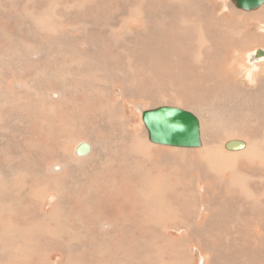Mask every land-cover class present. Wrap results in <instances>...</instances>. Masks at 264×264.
<instances>
[{
	"label": "bare ground",
	"instance_id": "6f19581e",
	"mask_svg": "<svg viewBox=\"0 0 264 264\" xmlns=\"http://www.w3.org/2000/svg\"><path fill=\"white\" fill-rule=\"evenodd\" d=\"M3 1L6 4L10 2V0H3ZM27 1L29 3L28 9L30 12H28V14L30 16H25L23 13L17 16V21L20 27V31H22L25 28L27 29L29 24L35 21L39 27L45 29L47 33L49 34L51 33L50 35L53 36L57 35L59 36L60 40L67 42L69 51H67L66 48H55V44L52 43V46H49L48 54L45 56L41 49L26 46L25 37L23 36L19 38V41L17 42L15 48L12 51L16 57V61L12 63L11 60H13L14 58H11L9 62L11 61L12 65H10L11 63L7 64L5 57L6 55L3 50V46L4 44L9 45L7 34L14 32L15 29L12 26L9 17L7 18V16H5L0 11V73L2 74L8 73L7 78H3L0 75V144L7 141L11 137L14 140L18 141V145L16 148V155L14 154L15 156L13 157L9 156L10 153L7 154L6 152L0 149V162L3 160V164L1 165L7 173V177L6 176L1 177L0 174V264H54L51 255H59V260L57 261L58 262L57 264H85L87 260H85L86 258L84 257V254H87L88 257L92 255V260H93L96 255L95 253L98 254V257L100 256V259L101 261H103V264H134L133 261L134 259L133 255L135 254L134 248H132V250L128 252H125L124 255L122 254V252H120V254L119 255L117 254L115 258L110 257L108 258V260L104 261L103 260L104 252H105L104 245L106 244V240L108 239V236L110 234H114L115 236L118 235V232L116 230L117 227L115 226V221L121 218L125 219V217L126 218L134 217L136 215L135 214L136 210L140 206L143 210L146 211V215H148L146 216V220H147V225L149 227L152 228V225L154 227L161 226L159 229L156 228L158 229L157 232L158 234H155L154 236L163 239L161 233L167 232L168 229H172L174 232H182L186 230L189 233L188 235H183L182 238L176 240L164 239V243L162 241L161 246L155 245L156 251L155 254H153L155 257L162 256L161 254L162 248H166L169 252L173 254L176 253L179 248L180 255L178 257H175V260L178 261L177 264H195L196 262L195 258L191 259L193 253L192 247L194 246L192 243H194L197 250L199 249L202 250L201 253L197 251L203 262L202 264H262L264 260V254H263L264 242L258 235L255 241H253L252 240L253 237H251L250 234L253 228L257 229L258 231H262L264 226V222L260 214L255 210L256 208L257 209L260 208L259 206L260 203L255 198L256 196H258L256 193V187L255 184H253V182L250 181L253 178L252 176L255 175V173L254 175L253 174L250 175L251 172L248 173L252 178L246 182H245L246 180L245 177L249 176L248 174H246V171H245L246 176L243 177V179H241L240 181L235 180L237 173L239 170H241V168L237 169L236 168L237 164L236 165L232 164V166L230 164L225 167L223 163L225 161L222 160L223 162H218L221 161L220 156H218V154H220L221 151L223 153H225L226 151L228 152L227 153L228 155L230 154L229 157L231 159L235 158V159L243 160L248 158L251 159L252 160L251 162L253 163L259 160L260 161L259 163H261L262 167H264V137L262 138V136H260V139L257 142L254 141L249 142L248 137H247L248 140L246 141L239 139L240 135L236 132V129H233L234 132L230 133L227 132L225 128L221 130L219 126L216 132H219L220 139H216V141L214 140L205 141L204 144V141L202 140L203 138L201 132V146L199 148L190 149L191 151H186L188 149H180V151L177 152V155L179 154L180 157L182 158L181 161L184 162L186 160H189V161H194L195 163L199 161L202 168L205 170L211 171V168L213 167L212 164L216 166L215 168L219 169L220 173L222 169H224V167L231 169L233 179L231 178V181H229L230 185L227 184L226 186L224 184L225 180L227 181V179L223 181L222 178L218 176V171L216 177L210 176L204 178L206 180L209 179L213 184V186L215 187H219V185H223L224 187L228 188L229 193L232 195L231 196L232 202L228 207H232L234 209L235 215H232L234 218L230 221V223H228L227 226L225 225L222 226L219 224L216 232L215 230L218 223L216 221L218 220V218L215 211L216 207L214 203L215 202L214 195L213 194L209 195L208 192V195L210 197L209 199H206L208 201L207 204L208 206L205 205L203 207L204 203L201 206L200 199L202 198V193L199 192L200 190L198 191V184H195L198 181V179L196 178L193 179V177L187 176L185 172L186 170L184 171L185 174H183V177H179V180L178 182H176L177 184L175 185L169 181L167 176H164L161 173H157L156 174L157 176L153 177L152 176L153 166L151 165L153 163L152 160L153 155L150 156L151 154L147 155L145 153L146 152L145 148L147 147L148 144L146 142L148 141H145V139L143 138L145 137L146 134L142 135L141 134L142 132L140 133L138 129L135 131V137L134 138L131 137L132 141H130V139L129 141H122V140L116 141L114 145L115 147L112 146V148L106 150L104 159L94 163V161L97 160V148L95 146L96 143H88L89 139L87 138L89 137V135L87 134L89 132L91 134L92 133L94 134V131L90 125L88 126L87 124H85V120L90 118V115L92 113L91 95L88 94L87 90L83 87H80L78 91L77 89L76 90L72 89V87L66 88V85H68L70 81L74 80L73 73H71V71L69 70V66L72 61L70 52L71 50H74L75 39H77V37L71 34V32L65 31L63 29H62L63 31L61 30V26L64 25V22L68 24V25L66 24L63 27L64 29L71 30L72 32L77 29L73 27L76 18L74 15V11L76 8H80V9L84 8L88 0H27ZM93 2H95V0ZM232 5L234 4L232 3ZM60 6L62 11L61 15L59 13ZM227 7L229 8V6ZM259 9H257V11L258 10L259 11L256 12L255 14L246 16L245 17L246 20L258 21L262 19L264 21V5L261 6ZM240 16L242 17L243 14H241ZM55 18H60V19L57 22ZM191 19L192 18H190V20L187 21L190 22ZM220 19H222V17L219 18V21ZM176 25L179 24L177 23ZM261 29L264 30V24L261 26ZM235 32H238L237 29H235ZM102 33L103 32H101L100 34L102 35ZM218 33L220 32L218 31ZM252 35L254 34L252 33ZM257 35H256L257 40L262 42L261 45L264 46V42H263L264 34L257 33ZM239 37L240 36H237L236 41L234 40L235 38L232 39L231 41L234 46V49L231 53L233 55V64H231L230 66L234 67V69L232 70H234L233 72L235 77L241 75L252 79L254 78V81L256 82L258 81V84L255 88V92L260 93L264 90V56L260 57L261 63L258 65L254 64L253 61L260 59L255 56L256 52L258 50L264 51V49L261 48V49L249 51V53L247 52L246 53L247 55L245 56V53L244 54L242 53L243 52L242 47L243 45H247V42L245 41L239 43ZM157 42L160 41H156V43ZM205 42L206 41H203V44ZM61 52H65L68 54L64 62L60 64L62 68L51 67V66H49L45 70L42 68L41 59H43V57L46 58L48 61H50L51 57L54 54L56 53L60 54ZM34 53L38 56V60L36 62H32L29 59V57L32 56ZM247 62H249L252 65L250 64L245 65L244 63ZM98 64L99 62L96 65L97 67L100 68ZM10 66H12L11 70L13 68L12 71L10 70ZM254 69L256 72H254ZM27 71H34V72L36 71L38 74L37 75H33L32 73L29 74V72ZM233 72L228 75L229 76L232 75ZM9 79L11 80V85H13V87H15L17 91L20 92L22 89H24V92L23 93L20 92V94L9 95L7 93L8 91L4 89L5 86H10L9 84L10 82H8ZM234 81L236 82V87H238L241 80L238 81L237 79H235ZM27 85H29L30 88H28ZM3 93H5L6 96H2ZM54 95H57V100L54 98ZM105 95H108L107 90ZM141 96L143 97L144 94ZM10 98L11 100L9 101ZM161 100L160 102L163 101ZM122 102L125 101L122 100ZM103 104H104L103 106L104 109L110 112L109 118L118 121L123 127L124 120H122L121 117L122 115L120 116V114L114 111V108L117 105H119V103H117L113 108H111L109 99L105 98ZM121 106L123 105L121 104ZM163 107H174V108L182 109L176 106H163ZM152 108L149 110H152ZM158 108L160 107L158 106ZM143 110H141V115L143 113ZM132 125L133 124H131V126ZM201 125L202 124L200 122V127ZM113 127H115V125H113ZM139 127L141 128L142 126ZM116 133L119 132L117 130H113L111 132L108 131L104 132L103 130V132L101 131L98 134L95 133V137L96 140L99 139L105 140L109 136L115 135ZM211 133L213 134L215 132H211ZM208 136H210V133L208 134ZM80 137H83L85 139V142H81ZM148 140H149V136H148ZM229 141H242L245 143L246 146L243 150L233 151V152L228 151L226 150L225 147ZM82 144H86L89 146V152L87 154L78 155L77 149ZM123 146L126 147L127 149L125 150L124 148L125 153L122 151V157H120L119 155H117L116 151L118 150L120 151ZM71 147L74 148V150H72ZM192 150H196V151H192ZM22 151H27L34 156L23 158ZM139 154L146 159L145 164L142 162L143 165H139L140 163H136L135 161L136 157H138ZM187 154H192L190 156L193 157V160L192 159L190 160V158L187 157ZM77 156L78 159L75 158ZM216 156L218 159L214 162V158H216ZM64 159H68L70 161L77 160L79 163H81L83 167L87 169V172L81 177H78V175L74 172L73 169L72 172L66 169V165L62 166L58 164ZM231 159L229 162L234 161V160L231 161ZM121 161H124L123 165L121 164L119 165ZM189 161L187 163L185 162L181 163L180 164L181 169H184V167H186L187 165L191 166V163ZM106 162H109L111 164V167L106 164L107 168L110 170L109 173H106L105 171L104 172L100 171L102 166L105 165ZM42 163H46V165L42 166ZM49 163L52 164L50 166V173L48 171ZM253 163H251V165ZM61 167L63 169L62 172L60 174H57L58 172L61 171ZM253 169L250 170L253 171ZM246 170L248 171L249 169ZM198 172H199V168H198ZM190 173H192V171ZM87 179H89V181ZM93 179L99 180L97 181L99 182L98 183L99 188L106 194L101 198V200H99L100 199L99 197H98L99 199L97 197L94 198V194L92 193L94 192L93 189L94 186L92 185ZM103 180H109L111 181V183L107 182V184H105L106 182L104 183ZM180 180H186V182L184 183L181 182ZM14 182H17V184L19 185H23L25 182L27 183V185L30 184L31 191H29L28 195L26 194L27 195L26 197H28L26 199L30 200V204L24 205L23 207L20 208L22 212L21 213L22 216L18 217V219H21L22 217L23 219H26L22 222H14L12 220V215L8 219H3L5 216L2 213H5L7 211L13 213V210L15 208L14 207L15 202L13 203V201H15L16 199L13 200L14 196L13 197L11 196L13 198L12 199L13 201L9 203L6 202L7 197H4L6 192H8V194L11 193V189L14 186ZM9 183L11 184V186H9ZM174 186L177 188H182L184 186L182 189H184V191L186 190V193L181 192L178 194L174 192L172 189ZM190 187H192L193 189V194L191 199H188L184 195H186L189 192ZM169 193L171 194L174 193L175 194L174 197L176 198L178 197V199L182 202V204L187 207V208L182 207L184 211H181L182 213L180 218L178 217L179 211L174 213L172 211L174 208L172 204L167 203L165 201V198H168L167 194ZM15 194L17 193L15 192ZM260 196L261 197L259 196L258 197L264 199L263 194H261ZM96 201L98 205L94 207L95 205L94 202ZM192 201H195V203H193ZM16 202H18V200ZM85 202L90 203V205L87 206V209L84 212L82 211V209L85 205ZM46 204H49L50 206V208L48 207L50 209L49 212L46 211L45 208ZM245 207H249L252 210V213L250 214V211L248 213L244 212V210L246 209ZM202 208L204 212L201 214ZM219 209L220 208H218V210ZM178 210L180 209L178 208ZM107 215L113 217L116 216V219L113 222H110V220L108 221L109 218L107 220L105 219ZM201 220L202 223H205L207 221V229L205 233H203V235H201L199 232H203L204 229L200 227L198 230L199 232H196V227H195V222L197 223ZM91 223H93L92 226L96 229V231H93V229L91 230L88 229V224ZM234 223L236 224V226L233 225ZM135 224L133 223L129 224V232H131L134 236L136 233L134 231V228L136 227L139 228L140 225L139 224L134 227ZM143 233H145V230ZM4 234L14 236L16 238L15 242L13 241L12 243L6 245L3 240ZM78 235L79 238L76 239L75 237H77ZM90 237L92 240V246H91L92 250L91 252L85 253V249L89 244ZM44 238L48 239L47 248H45L44 241H42L44 240ZM130 240L132 241L131 238ZM76 241L85 243V245L81 246L78 249L80 253L79 256H76L74 252L75 250L74 244ZM23 243H25V246H21ZM147 243H148L147 248L149 249L148 250L149 252L148 251L147 252L149 254L146 256L149 258L147 257L146 258L148 260H152V250H154V246L152 245V241H148ZM253 250H256L258 252L256 257H253L251 254V251ZM9 259L12 260L11 263L9 262ZM167 264H172V262L170 261Z\"/></svg>",
	"mask_w": 264,
	"mask_h": 264
},
{
	"label": "rangeland",
	"instance_id": "374dc122",
	"mask_svg": "<svg viewBox=\"0 0 264 264\" xmlns=\"http://www.w3.org/2000/svg\"><path fill=\"white\" fill-rule=\"evenodd\" d=\"M93 1L88 0L84 8L75 9L74 15L76 18L73 27L75 29L77 28L76 30L72 32L71 30L64 29L63 27L67 24L65 22L64 25L61 26V30L63 29L65 31L71 32V34L77 37V39H75L74 50H71L70 52L71 54L69 53L72 57L69 70L71 71V73H73L74 80L70 81L68 85H66V88L72 87V89L75 90L77 89L78 91L80 87H83L87 90L88 94L91 95L92 113L90 115V118L85 120V124H87L88 126L90 125L94 131V134L93 133L91 134L90 132L87 134L90 137V138L87 137L89 139L88 140L89 142L88 141L87 142L96 143L95 146L97 148V160L94 161V163L103 160L104 155L106 154V150H109L110 148H112V146L115 147L114 145L116 141H120V140L129 141V139L130 141H132V138L135 137V131L138 129L140 133L142 132L141 133L142 135L146 134L145 137L143 138L145 139V141H148L146 142L148 144L147 147L145 148L146 151L145 153L147 155L151 154L150 156L153 155L152 156L153 163L151 164L153 166L152 176L156 177L157 173H161L162 175L167 176L169 181L174 185L177 184L176 182H178L179 177H183V174H185V172L187 176H191L193 177V179L194 178L198 179V181L195 184H198V191L200 190L199 192L202 193V198L200 199V205L202 206L204 203L203 205L204 207L205 205L208 204V201L206 199L210 198L209 197L210 194H213L215 197V202H214L216 207L215 211L218 218V220L216 221L218 223L215 232L217 231V227L219 224L222 226L224 225L227 226L228 223H230V221L234 218L232 215H235L234 209L232 207H228L232 202L231 199L232 195L229 193L228 188L224 187L223 185H219V187H215L213 186V184L209 179L206 180L204 178L210 176L216 177L218 171V176L221 177L223 181L227 179V181L225 180L224 184L226 186L227 184L230 185L229 181H231V178L233 179L232 172L231 169L225 167L230 164L231 166L232 164L235 165L237 164L236 168L237 169L241 168V170L238 171L235 180L240 181L241 179H243V177L246 176V174L251 172L250 175L252 174L254 175L255 173V175L252 176L253 178L248 174L249 176H246L245 177L246 180L245 179L244 180L246 182L252 178L250 181H252L253 184H255L256 193L259 197H261L260 196L261 194L264 195V172H263L264 167H262L261 163H259L260 161L257 160L256 162L253 163L251 162L252 160L248 158L243 159L244 161L242 159H235V158L231 159L229 157L230 154L229 155L227 154L228 152L225 151V153H223L221 151V153L218 154V156H220L221 161L218 162L225 161L223 162L225 167L221 171L222 175L219 169L215 168L216 167L215 165L212 164L213 166L212 168L214 170L212 168L211 171L205 170L202 168L199 161L195 163L194 161L186 160L184 162L187 163L189 161L191 163V166L187 165L186 166L187 168L184 167V169H181L180 164L184 162L181 161L182 158L180 157L179 154L177 155V152H179L180 149H186V148H177V149L173 148L174 149L173 150L172 147H168V146L159 147V145L151 143L148 140L147 130L142 121L141 110L143 109H144L143 111H145L146 109L149 110L153 107V105L154 107L152 109L158 108V106L159 107L176 106L182 109L184 108V110L194 114L203 125V127L201 125V130H202L201 132H202V138H203L202 140L204 141V144L205 141H210V140L216 141V139H220L219 132H216L219 126L221 130L225 128V130L230 133H233L234 132L233 129H236V132L240 135L239 139L241 140L246 141L249 139L248 140L249 142H253V141L257 142L260 139V136H262L263 138L264 134L261 133H264V90L260 93L255 92V88L258 84V81L256 82L254 81V78L252 79L241 75H240L241 77L240 76L235 77L233 72L234 70H232L234 69V67L230 66L231 64H233V55L231 53L234 49V46L231 41L234 38H235L234 40L236 41L237 36H240L239 43L245 41L247 42V45H243L242 47V51H243L242 53L243 54L245 53V56L247 55L246 54L247 52L249 53V51L257 50L261 48L264 49V46L261 45L262 42L257 40L258 37L257 33L264 34V30L261 29V26L264 24V21L262 19L258 21L257 20L248 21L245 18L248 15L255 14L260 9L258 11L257 10L252 11L251 13L245 12L236 9L234 5H232L230 0H220V1L216 0V2L215 0H184V1L182 0H127V1L126 0H95V2ZM28 4L29 3L27 0H10V2L7 4L3 0L2 1L0 0V11L5 16H7V18L9 17L11 24L15 29L14 32L7 34L9 45L4 44L3 46V50L6 55L5 57L7 64L11 63V61L12 63L16 61V57L12 51L15 48L17 42L19 41V38L23 36L25 37L26 46L41 49L45 56L48 54L49 46H52V43L55 44V48H66V50L69 51L67 42L60 40L59 36L57 35H54L55 37L53 35H50L51 33L50 34L47 33L46 30L43 29L42 27H39L35 21L31 22L27 29L25 28L22 31H20V27L17 21V16H19L21 13H23L25 16H30L28 14V12H30L28 9ZM227 6H229V8ZM59 13L60 15L62 14L61 6ZM241 14H243L242 17L240 16ZM221 17L224 20L220 19L219 21V18ZM190 18L192 19L190 22H188L187 20H190ZM55 19L58 22L60 18H55ZM177 23L179 25H176ZM235 29H237L238 32H235ZM218 31L220 33H218ZM99 32L100 33L103 32L104 34L102 33L101 35ZM252 33L254 35H252ZM45 36L48 38H46ZM45 38L48 40H46ZM155 40L160 42L156 43ZM203 41L206 42L203 44ZM67 55L68 54L65 52H61L60 54L56 53L51 57L50 61H48L46 58L43 57V59H41L42 68L44 70L47 69L49 66L62 68L60 64L64 62ZM11 58L14 59L9 62ZM29 59L32 62H36L38 60V56L34 53L32 56L29 57ZM159 60H161L162 62ZM260 61L261 58L253 62L254 64L258 65L261 63ZM98 62L100 64V65L98 64L100 68L97 67L96 65ZM12 63L10 65H12ZM244 64L249 65L250 63L247 62ZM11 67L12 66H10V70ZM27 72H29V74L32 73L33 75L38 74L36 71L35 72L27 71ZM232 72L233 74L229 76L228 74ZM254 72H256L255 69ZM0 75L3 78L8 77V73L5 74L0 73ZM82 75L87 76L88 78ZM10 79L8 80V82H10L9 83L10 86L4 87V89L8 91L7 93L9 95L20 94V92L23 93L24 89H22L20 92L17 91L15 87L11 85ZM77 79L79 82L77 81ZM235 79H237L238 81L241 80L238 87H236V82L234 81ZM27 87L30 88L29 85H27ZM106 90L108 92V95H105ZM99 94L102 95L100 96ZM143 94L144 96L142 97L141 95ZM2 96H6V94L3 93ZM54 98L57 100V95H54ZM105 98L109 99L111 108H113L117 103H119V105H117L114 108V111L120 114V116L122 115L121 116L122 120H124L123 127L118 121L109 118L110 112L106 111L103 107ZM10 100L11 98L9 99V101ZM122 100L125 101L126 103L122 102ZM160 100L162 102H160ZM121 104L123 106H121ZM131 124L133 125L131 126ZM113 125H115V127H113ZM139 126L142 127L140 128ZM103 130L104 132L107 131L111 132L113 130H117L119 133L109 136L105 140L102 139L96 140L95 133L98 134L101 131L103 132ZM211 132H215V133L212 134ZM209 133L210 136H208ZM80 141L85 142V139L83 137H80ZM5 142L0 144L1 147L0 149L6 152L7 154L10 153L9 156L12 157L15 156L18 141L14 140L11 137ZM124 148L125 150L127 149L126 147L123 146L120 151L119 150L116 151L117 155L122 157V151L125 153ZM71 149L74 150V148L72 147ZM186 151H191V150L188 149ZM192 151H196V150H192ZM190 155L192 154H187V157H189L190 160L191 159L193 160V157ZM22 156L23 158H27L34 155L30 154L27 151H22ZM75 158L78 159V156ZM144 159L145 158L139 154V156L136 157L135 161L136 163H140L139 165H143V163L145 164L146 161V159L145 160ZM217 159L218 158L216 156V158H214V162ZM230 159L231 161L232 160L234 161L229 162ZM251 163L253 164L251 165ZM1 164H3V160L0 162L1 177L2 176L7 177V173ZM58 164L62 166L66 165L67 170L72 171L73 169L74 172L78 175V177H81L87 172V169L83 167L81 163H79L77 160L70 161L68 159H64ZM106 164L111 167V164L109 162H106L105 165L102 166L101 170L100 169L99 170L102 172L105 171L106 173H109L110 170L107 168ZM120 164L123 165L124 161H121L119 165ZM45 165L46 163H42V166ZM51 165H52L51 163L48 164L49 173H50ZM193 166H195L197 170ZM198 168L201 174L198 172ZM246 169L249 170L253 169V171L255 169L257 170L253 172L252 170L247 171ZM62 170L63 169L61 167V171L58 172L57 174H60ZM190 170L192 171V173H190L191 172ZM87 180L89 181V179ZM97 181L99 180L93 179L92 185L94 186L93 187L94 192L92 193L94 194V198L99 197L100 199L99 198L98 199L101 200V198L106 194L99 188L98 185L99 182ZM180 181L184 183L186 182V180H180ZM103 182L104 183L106 182L105 184H107V182L111 183V181L109 180H103ZM9 186H11L10 183ZM182 188H177L174 186L172 189L174 192L178 194L181 192L186 193V190L184 191V189ZM29 191H31L30 184L27 185V183L25 182L23 185H19L17 184V182H14V186L11 189V193L8 194V192H6L4 197H7V201H6L7 203L12 202L13 200L16 199L15 201H13V203L15 202L14 203L15 208L13 210V213L9 211L2 213L5 217H7V218L4 217L3 219H8L12 215V220L14 222H22L26 220L23 219V217L21 219H18V217L22 216L21 214L22 212L20 208L23 207L24 205L30 204V200L26 199L28 198L26 196L28 195ZM15 192L17 194H15ZM192 194H193V189L192 187H190L189 192L184 196L187 197L188 199H191ZM11 196L12 197L14 196L13 197L14 199ZM167 196L168 198H165V201L167 203L172 204V206L174 207L172 211L174 213L179 211L178 217L180 218L182 213L181 211H184L182 207L183 208H187V207L182 204V202L178 199V197L177 198L174 197L175 196L174 193L172 194L169 193L167 194ZM258 196H256L255 198L259 201L260 208L258 209L256 208L255 210L260 214L264 222V199H261ZM17 200L19 203L16 202ZM192 202L195 203V201ZM16 204L18 205V207ZM94 204H95L94 207L97 206L98 205L97 201L94 202ZM89 205L90 203L85 202L82 211L85 212L87 206ZM48 207L50 208L49 204H46L45 208L47 212L50 211ZM178 208L180 210H178ZM218 208L220 209L218 210ZM245 208L246 209L244 210V212L248 213L250 211V214L252 213V210L249 207H245ZM141 209H142L141 206L138 207V209L135 212L136 215L132 218L127 217L128 218L127 219L125 217V219L127 220L121 218L115 221V226L117 227L116 230L118 232V235L115 236L114 234H110L108 236V239L106 240V244L104 245L105 252H104L103 260L106 261L110 257L115 258L117 254L118 255L120 254V252H122V254L124 255L125 252H128L132 250V248H134V252H135V254L133 255L134 264H167L170 261L172 262V264H177L178 261L175 260V257H178L180 255L179 248L178 251L174 254L169 252L166 248H162L161 251L162 256L155 257L153 254H155L156 246H161L162 245L161 242L163 241L164 243V239L176 240L182 238L183 235H188L189 233L186 230L182 232H174L172 229H168L167 232L161 233L163 239L158 238L154 235L158 234L157 233L158 229L161 226L154 227L152 225V228L149 227L147 225V220H146V216L148 215H146L145 210L143 209L141 210ZM203 212L204 210L202 208L201 214ZM105 219L106 220L108 219V221L110 220V222H113L116 219V216L113 217L107 215ZM207 221L205 223H202V220L197 223L195 222L196 232H199L198 231L199 228L202 227L204 231L199 233L203 235V233H205L207 229ZM130 223L133 224L136 223L134 227L140 224L139 228L133 227L134 231L136 232L135 236L131 232H129ZM92 225L93 223L88 224V229L89 230L93 229V231H96V229ZM233 225L236 226L235 223ZM144 230L145 233H143ZM250 234L251 237H253L252 238L253 241H255L258 235L264 242V226L262 231H258L257 229L253 228ZM75 238L78 239L79 235ZM130 238L132 239V241L130 240ZM15 239L16 238L14 236H10L8 234H4L3 236V240L6 245L12 243L13 241L15 242ZM42 241H44L45 248H47L48 239L44 238V240ZM148 241H152V245L154 246V250H152V260H148L147 258L149 257L146 256L149 254L148 253L149 249L147 248ZM108 244L110 247L111 246L112 247L110 248ZM192 244L194 246L192 247L193 253L191 259L195 258L196 261L195 264H202L203 262L201 260L200 255L198 254V252L201 253L202 250L200 249L197 250L195 244L194 243ZM83 245H85L84 242H79V241L75 242L74 252L76 256H79L80 253L78 249ZM21 246H25V243H23ZM91 246H92V240L90 237L89 244L85 249V253L91 252L92 250ZM95 254L96 255L93 260H92V255L90 256L91 257L90 258L87 256V254H84V257L86 258L85 260H87L85 264H95V263L103 264V261H101L100 256L98 257V254L97 253ZM251 254L253 257H256L258 252L256 250H253L251 251ZM51 258L54 264L58 263L57 261L59 260V255H51ZM9 262L11 263L12 260L9 259ZM262 264H264V260Z\"/></svg>",
	"mask_w": 264,
	"mask_h": 264
},
{
	"label": "water",
	"instance_id": "95a60500",
	"mask_svg": "<svg viewBox=\"0 0 264 264\" xmlns=\"http://www.w3.org/2000/svg\"><path fill=\"white\" fill-rule=\"evenodd\" d=\"M237 9L252 12L264 5V0H230ZM257 58L264 56L258 50ZM142 121L148 132L149 141L160 146L172 148L196 149L201 146V127L199 119L191 112L174 107H160L145 110ZM242 141H229L226 150L239 151L245 148ZM89 146L82 144L77 149L78 155L87 154Z\"/></svg>",
	"mask_w": 264,
	"mask_h": 264
}]
</instances>
